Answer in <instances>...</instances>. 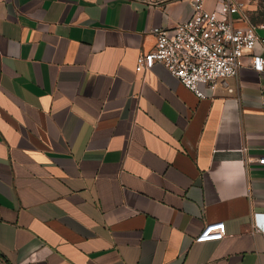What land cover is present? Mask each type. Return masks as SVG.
<instances>
[{"label": "crops", "instance_id": "obj_1", "mask_svg": "<svg viewBox=\"0 0 264 264\" xmlns=\"http://www.w3.org/2000/svg\"><path fill=\"white\" fill-rule=\"evenodd\" d=\"M191 11L0 0V264H264V70L245 58L204 99L160 64L136 72L152 29Z\"/></svg>", "mask_w": 264, "mask_h": 264}, {"label": "built area", "instance_id": "obj_2", "mask_svg": "<svg viewBox=\"0 0 264 264\" xmlns=\"http://www.w3.org/2000/svg\"><path fill=\"white\" fill-rule=\"evenodd\" d=\"M191 16L171 28H154L152 50L137 58L136 72H145L154 65H162L179 84L196 97L204 99L198 86L214 89L218 82L236 79L238 71L249 59V66L264 70V58L256 48L264 51V37L258 35L250 23L247 4L252 0H214L211 10L206 0H189ZM233 94V89H228ZM264 165V157L257 160ZM254 227L264 232L259 215H253ZM225 237V224H205L195 237V243L220 241Z\"/></svg>", "mask_w": 264, "mask_h": 264}, {"label": "rangeland", "instance_id": "obj_3", "mask_svg": "<svg viewBox=\"0 0 264 264\" xmlns=\"http://www.w3.org/2000/svg\"><path fill=\"white\" fill-rule=\"evenodd\" d=\"M252 2H255V11L252 15L253 20L264 22V0H252Z\"/></svg>", "mask_w": 264, "mask_h": 264}]
</instances>
